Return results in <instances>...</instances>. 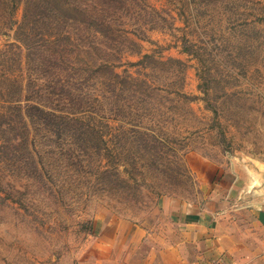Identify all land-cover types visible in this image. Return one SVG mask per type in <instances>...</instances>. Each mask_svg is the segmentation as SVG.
Returning <instances> with one entry per match:
<instances>
[{
	"label": "rangeland",
	"instance_id": "374dc122",
	"mask_svg": "<svg viewBox=\"0 0 264 264\" xmlns=\"http://www.w3.org/2000/svg\"><path fill=\"white\" fill-rule=\"evenodd\" d=\"M25 2L0 0V264H116L130 233L129 248H145L171 211L204 200L199 172L264 166V0L128 1L124 32L56 69L60 32L86 47L95 33L58 12L30 25L31 40ZM35 2L46 18L51 3ZM102 61L152 94L110 91L111 75L94 74ZM56 71L102 101L85 135L10 110L63 107L60 93L37 92ZM26 137L35 162L14 146Z\"/></svg>",
	"mask_w": 264,
	"mask_h": 264
},
{
	"label": "crops",
	"instance_id": "0c3cea01",
	"mask_svg": "<svg viewBox=\"0 0 264 264\" xmlns=\"http://www.w3.org/2000/svg\"><path fill=\"white\" fill-rule=\"evenodd\" d=\"M199 173L204 200L171 211L145 248L130 233L116 264H264V166Z\"/></svg>",
	"mask_w": 264,
	"mask_h": 264
},
{
	"label": "trees",
	"instance_id": "16d2710c",
	"mask_svg": "<svg viewBox=\"0 0 264 264\" xmlns=\"http://www.w3.org/2000/svg\"><path fill=\"white\" fill-rule=\"evenodd\" d=\"M35 1L38 0H26L25 2L27 7L26 13L24 15L23 25L24 27L28 28V30H25V35L29 36L31 40L33 36H31V32L29 31L30 27H33L41 21H51L49 19L55 20V17L57 16L58 12H65L69 15L71 21L78 23L81 28H84L85 31L90 30L91 32L95 33L93 34V38H91L92 43L87 46V48L85 45H88V43L82 44L79 41V38L74 39L71 33L69 32H60L58 37L51 44H55L53 45V48H56V51L59 53V55L55 56V69L58 68V66L60 65V61H62L63 63L68 61L66 55L69 51L76 52L77 57L82 62H86L94 56L91 47L96 49L98 52L103 51L102 47L99 46L96 42H100L101 40L109 41L116 39V36H118L117 27L119 32H124V30L122 29V23H124V21L122 20L127 17L126 14L135 10L134 8H132L131 6L129 7L126 4L128 1L132 0H45L46 2H50L51 5L48 4V6L43 9V11L48 14V16L44 18L41 17L39 14H33V9L30 6L31 4H37V2ZM134 1L136 0H133V2ZM147 14L148 12L144 14L140 13L138 17L144 18L147 16ZM116 16H118V21L121 20V24L119 25L116 24ZM32 23L33 25H31ZM78 31H80V28H78ZM61 41H63L65 45L68 44L66 45V48L59 45ZM58 46L60 47V49L58 48ZM150 58L151 55L147 54L142 60L135 64L133 63L132 65L143 64L146 62V60ZM170 60V62H179L174 59ZM95 65L96 66L94 67V74H97L98 72H107L111 75L109 80L110 82H105L109 83L110 86H112L110 91L115 90L114 93L116 94H118V92L124 93L127 91L124 87H127L129 91L133 90V93H136V91L138 90H143V93H145L146 95L152 94V92H150L152 91V88L148 86V82H144L142 79L135 78L130 74L123 76L115 72L112 64H110L109 62H96ZM39 70L40 67L39 69H37V71ZM56 75V78L47 77V84L40 85L37 92L39 95H41V97H46L47 95L49 96V92L51 94L53 92L60 93L62 95V98L59 99V103L61 101L63 103L64 108L61 105L59 106L60 109L47 108L46 106H43V104L33 101L32 104L27 105V109L29 110L30 114L23 113V106H21V104H15L16 108H13V104L12 106H10V110L15 111L16 113H18V115L26 114L28 116H33L36 118V122H41L43 124H51L53 125V127H56L58 131L61 130L62 127L67 125L69 126V131L72 127H78L79 125V130L82 131L80 132V136L85 135L88 130L94 129L92 127L91 122L89 121V116L94 118V114H96V112H91L92 107L96 108L95 102L100 105L102 101L99 100L98 97L94 96L92 92L86 90V88L78 89L81 91L80 93L74 91V88L69 85V82L60 77L61 74H57V71L55 76ZM144 86L147 88L144 89ZM56 88H58V90H56ZM93 96L95 98H93ZM89 99H91V101L95 99L96 101L91 102L89 101ZM12 103L15 102L13 101ZM17 139L14 140V146L17 148H23L24 150L22 152H24V155L29 156L28 160L35 162V156L33 153H31L32 151L29 150L30 147L28 137L24 139ZM145 145L147 146V144ZM34 166H36V163L34 164Z\"/></svg>",
	"mask_w": 264,
	"mask_h": 264
}]
</instances>
